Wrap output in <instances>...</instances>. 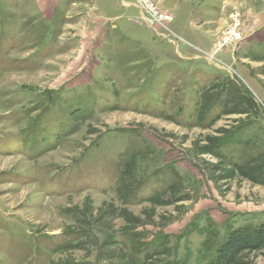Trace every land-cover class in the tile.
I'll use <instances>...</instances> for the list:
<instances>
[{
	"label": "rangeland",
	"instance_id": "1",
	"mask_svg": "<svg viewBox=\"0 0 264 264\" xmlns=\"http://www.w3.org/2000/svg\"><path fill=\"white\" fill-rule=\"evenodd\" d=\"M151 1L0 0V264H207L264 225V0Z\"/></svg>",
	"mask_w": 264,
	"mask_h": 264
},
{
	"label": "trees",
	"instance_id": "2",
	"mask_svg": "<svg viewBox=\"0 0 264 264\" xmlns=\"http://www.w3.org/2000/svg\"><path fill=\"white\" fill-rule=\"evenodd\" d=\"M261 248H264V225L237 229L217 246L207 264H234L240 253Z\"/></svg>",
	"mask_w": 264,
	"mask_h": 264
},
{
	"label": "built area",
	"instance_id": "3",
	"mask_svg": "<svg viewBox=\"0 0 264 264\" xmlns=\"http://www.w3.org/2000/svg\"><path fill=\"white\" fill-rule=\"evenodd\" d=\"M135 2L145 15L147 23L150 25L163 26L172 21V17L169 14L160 11L151 0H135ZM228 35H230V39L232 40L238 39L234 31L229 32Z\"/></svg>",
	"mask_w": 264,
	"mask_h": 264
}]
</instances>
